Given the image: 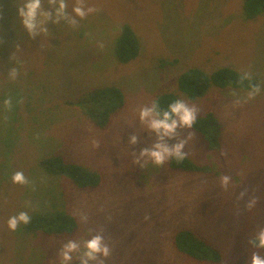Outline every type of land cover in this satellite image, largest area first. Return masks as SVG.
Segmentation results:
<instances>
[{
	"label": "rangeland",
	"instance_id": "374dc122",
	"mask_svg": "<svg viewBox=\"0 0 264 264\" xmlns=\"http://www.w3.org/2000/svg\"><path fill=\"white\" fill-rule=\"evenodd\" d=\"M243 1L85 0L94 11L77 17L76 26L49 21L48 31L33 39L18 16L24 0H0V264H60L64 243L97 232L112 249L105 264H251L253 253L264 257L249 242L264 229V13L248 19ZM67 2L71 12L77 0ZM125 23L137 32L141 51L122 64L115 45ZM225 65L258 82L255 99L247 98L251 90L228 88L191 101L179 91L178 76L188 67ZM107 84L120 86L126 103L99 128L75 102ZM163 91L196 105L198 115L213 110L220 118L221 147L214 152L192 129H178L168 140H186L184 151L211 165V173L173 169L169 161L141 166L139 152L155 133L141 124L139 109ZM134 133L140 139L132 145ZM52 155L99 171L101 184L81 189L50 173L41 159ZM16 171L24 172L27 185L12 182ZM224 175L231 177L227 189ZM58 210L76 216L73 234L7 226L20 211ZM183 227L219 245L224 260L200 262L179 252L174 235Z\"/></svg>",
	"mask_w": 264,
	"mask_h": 264
},
{
	"label": "trees",
	"instance_id": "16d2710c",
	"mask_svg": "<svg viewBox=\"0 0 264 264\" xmlns=\"http://www.w3.org/2000/svg\"><path fill=\"white\" fill-rule=\"evenodd\" d=\"M243 12L248 19L256 18L264 13V0H244ZM140 51L141 43L137 32L130 24H123L115 45L117 61L127 64L136 59ZM241 75L242 72L228 65L212 70L193 66L179 74L177 86L191 101L205 97L213 89L251 90V86H259L253 78L241 82ZM178 99H181L178 93L163 91L158 93L153 101H158L162 109H167L170 103ZM75 103L97 127L105 128L112 116L124 107L126 95L120 86L107 84L90 88ZM222 127L218 115L213 110H208L198 115L191 129L201 136L208 151L214 152L221 147ZM41 164L50 173L66 177L81 189L95 188L102 182V174L99 171L67 161L61 155L46 156L41 159ZM169 165L173 169L190 173L212 172L211 165L197 163L188 153L183 161L170 159ZM30 217L31 222L25 225L27 231L64 236L73 234L78 228L76 216L64 210L35 212ZM174 243L179 252L197 261L221 263L224 260L223 249L193 228L183 227L177 230Z\"/></svg>",
	"mask_w": 264,
	"mask_h": 264
},
{
	"label": "clouds",
	"instance_id": "9594fccd",
	"mask_svg": "<svg viewBox=\"0 0 264 264\" xmlns=\"http://www.w3.org/2000/svg\"><path fill=\"white\" fill-rule=\"evenodd\" d=\"M48 8H44V0H24V3L18 7V16L21 23L29 35L35 39L41 32H47V24L51 21L59 24L65 21L72 26H76L80 19H84L89 13L94 11L92 7H85V0H77L69 12L67 0H47ZM2 15V13H0ZM18 72L13 68L10 77L16 79ZM251 79L248 72L241 75V82ZM260 92L259 86H251L248 93V99H255ZM4 104L11 108V98L6 99ZM199 109L196 105H190L184 100L178 99L170 103L167 109H162L158 101H153L151 105H145L139 109V120L142 125H146L149 133H155V140L150 147H144L139 152V158H145L141 166L148 161L153 165L162 167L172 158L178 162L183 161L187 153L184 151L186 140H176L174 144H169L168 140L176 139L178 129H191L198 117ZM139 136L132 134L129 143L135 145L139 142ZM140 159H138V163ZM231 177L224 175L221 177V186L227 189ZM12 182L19 185H27L28 178L23 171H16L12 175ZM241 198L245 193H241ZM256 204V198L249 201L247 207L253 208ZM85 221L87 217L83 218ZM31 217L28 212L20 211L12 215L7 220V226L11 231H16L21 224H29ZM254 247L264 249V229H260L254 238L249 241ZM112 249L105 241L102 232L91 235L90 238L81 240L70 239L62 245L59 250L60 264H74L79 260L80 264H105L108 257L111 256ZM75 254V255H74ZM251 264H264V257L259 253H253Z\"/></svg>",
	"mask_w": 264,
	"mask_h": 264
}]
</instances>
